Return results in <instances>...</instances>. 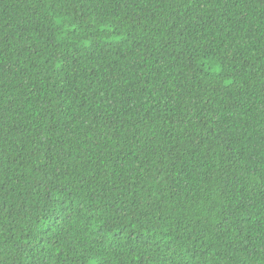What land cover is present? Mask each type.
<instances>
[{
	"label": "trees",
	"instance_id": "1",
	"mask_svg": "<svg viewBox=\"0 0 264 264\" xmlns=\"http://www.w3.org/2000/svg\"><path fill=\"white\" fill-rule=\"evenodd\" d=\"M0 264H264V0H0Z\"/></svg>",
	"mask_w": 264,
	"mask_h": 264
}]
</instances>
